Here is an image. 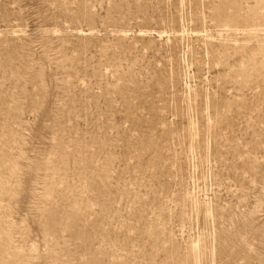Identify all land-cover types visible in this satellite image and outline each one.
I'll return each mask as SVG.
<instances>
[{"label":"rangeland","instance_id":"rangeland-1","mask_svg":"<svg viewBox=\"0 0 264 264\" xmlns=\"http://www.w3.org/2000/svg\"><path fill=\"white\" fill-rule=\"evenodd\" d=\"M0 264H264V0H0Z\"/></svg>","mask_w":264,"mask_h":264},{"label":"bare ground","instance_id":"bare-ground-1","mask_svg":"<svg viewBox=\"0 0 264 264\" xmlns=\"http://www.w3.org/2000/svg\"><path fill=\"white\" fill-rule=\"evenodd\" d=\"M153 144V143H152Z\"/></svg>","mask_w":264,"mask_h":264}]
</instances>
